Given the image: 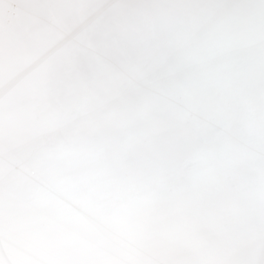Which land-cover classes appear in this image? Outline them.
<instances>
[{"label":"clouds","instance_id":"clouds-1","mask_svg":"<svg viewBox=\"0 0 264 264\" xmlns=\"http://www.w3.org/2000/svg\"><path fill=\"white\" fill-rule=\"evenodd\" d=\"M70 7L127 10L112 17L109 73L78 69L111 143L81 145L83 117L53 130L6 93L0 118L37 150L93 151L73 173L100 213L86 230L6 178L0 264H264V0ZM255 153L259 167L244 162Z\"/></svg>","mask_w":264,"mask_h":264},{"label":"bare ground","instance_id":"bare-ground-1","mask_svg":"<svg viewBox=\"0 0 264 264\" xmlns=\"http://www.w3.org/2000/svg\"><path fill=\"white\" fill-rule=\"evenodd\" d=\"M91 2L7 0L6 8L0 0V114L5 93L10 107L44 116L50 108L70 101L77 116L83 117L78 143L86 145L92 140L103 150L111 143L108 118L101 111V98L90 90L78 69L90 64L89 54L95 51L102 54L98 65L102 70L116 47L109 39L112 17L127 10L70 7ZM109 2L118 5L122 0ZM53 151L54 146L43 150L30 147L19 135L6 139L0 118V187L6 178L16 183L17 174L25 168L29 181L39 183L49 170L73 172L95 155L87 148L77 151L75 157L53 155ZM244 162L259 167L261 160L255 153L246 155Z\"/></svg>","mask_w":264,"mask_h":264},{"label":"snow or ice","instance_id":"snow-or-ice-1","mask_svg":"<svg viewBox=\"0 0 264 264\" xmlns=\"http://www.w3.org/2000/svg\"><path fill=\"white\" fill-rule=\"evenodd\" d=\"M92 61L89 66L97 72L109 73L104 64L102 70L98 68L101 53L91 52ZM115 78V77H114ZM77 109L73 103L66 102L50 108L45 116V124L50 129L72 126L77 117ZM78 132L73 131V136ZM53 155L75 157L78 155L74 143L54 146ZM16 184L25 187L30 195L38 202L55 210L61 217L78 224L84 229H91L93 218L100 213V207L95 197V188L85 187L83 177L75 175L70 170L51 169L39 183H31L28 179V169H24L16 176Z\"/></svg>","mask_w":264,"mask_h":264}]
</instances>
